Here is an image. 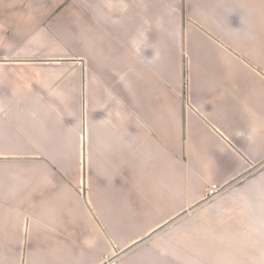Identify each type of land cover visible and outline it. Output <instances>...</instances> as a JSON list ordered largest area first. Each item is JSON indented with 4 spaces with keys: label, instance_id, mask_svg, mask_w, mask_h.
<instances>
[{
    "label": "crops",
    "instance_id": "crops-1",
    "mask_svg": "<svg viewBox=\"0 0 264 264\" xmlns=\"http://www.w3.org/2000/svg\"><path fill=\"white\" fill-rule=\"evenodd\" d=\"M0 264H264V0H0Z\"/></svg>",
    "mask_w": 264,
    "mask_h": 264
},
{
    "label": "built area",
    "instance_id": "built-area-1",
    "mask_svg": "<svg viewBox=\"0 0 264 264\" xmlns=\"http://www.w3.org/2000/svg\"><path fill=\"white\" fill-rule=\"evenodd\" d=\"M220 190L221 187L217 186L216 184L210 186L208 189V197L210 198L214 197L215 195H217V193H219Z\"/></svg>",
    "mask_w": 264,
    "mask_h": 264
},
{
    "label": "rangeland",
    "instance_id": "rangeland-1",
    "mask_svg": "<svg viewBox=\"0 0 264 264\" xmlns=\"http://www.w3.org/2000/svg\"><path fill=\"white\" fill-rule=\"evenodd\" d=\"M188 73H187V65L185 66V69H184V78L186 79Z\"/></svg>",
    "mask_w": 264,
    "mask_h": 264
},
{
    "label": "trees",
    "instance_id": "trees-1",
    "mask_svg": "<svg viewBox=\"0 0 264 264\" xmlns=\"http://www.w3.org/2000/svg\"><path fill=\"white\" fill-rule=\"evenodd\" d=\"M251 171V170H250ZM250 172H248V174H249Z\"/></svg>",
    "mask_w": 264,
    "mask_h": 264
}]
</instances>
